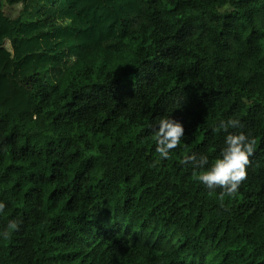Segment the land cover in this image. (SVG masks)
I'll return each mask as SVG.
<instances>
[{
	"label": "trees",
	"instance_id": "trees-1",
	"mask_svg": "<svg viewBox=\"0 0 264 264\" xmlns=\"http://www.w3.org/2000/svg\"><path fill=\"white\" fill-rule=\"evenodd\" d=\"M11 2L0 264H264V0ZM164 116L185 130L168 159ZM229 118L256 145L222 208L180 161L219 157Z\"/></svg>",
	"mask_w": 264,
	"mask_h": 264
},
{
	"label": "clouds",
	"instance_id": "clouds-1",
	"mask_svg": "<svg viewBox=\"0 0 264 264\" xmlns=\"http://www.w3.org/2000/svg\"><path fill=\"white\" fill-rule=\"evenodd\" d=\"M242 128L243 124L236 118L219 121L214 131L226 133L224 147L221 149V155L211 164L209 163V156L203 153L199 155L193 153L180 161L182 164L191 165L194 169L202 170L195 178L208 189H221L219 200L222 208L225 207V197L234 196L242 182L246 180L247 166L250 164V157L255 152L256 140L254 137L243 131H229L230 129ZM184 134V126L180 121L169 116L161 117L155 130V150L159 157L168 159L169 153L179 147ZM4 209L5 204L0 202V212H3ZM8 228L17 229V222H10ZM0 235L4 239H8L10 233L6 230Z\"/></svg>",
	"mask_w": 264,
	"mask_h": 264
},
{
	"label": "rangeland",
	"instance_id": "rangeland-1",
	"mask_svg": "<svg viewBox=\"0 0 264 264\" xmlns=\"http://www.w3.org/2000/svg\"><path fill=\"white\" fill-rule=\"evenodd\" d=\"M4 1H6L8 4L12 3V2H11L12 0H2V5L4 6V8L6 7V5L4 4ZM16 5H17V4L10 5V6L13 7V8L11 9L10 12L12 13V16H14V17L17 16V15H16V12H17V7H16Z\"/></svg>",
	"mask_w": 264,
	"mask_h": 264
}]
</instances>
